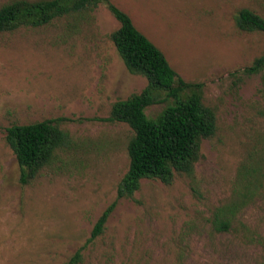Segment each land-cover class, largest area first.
Listing matches in <instances>:
<instances>
[{
	"label": "rangeland",
	"instance_id": "374dc122",
	"mask_svg": "<svg viewBox=\"0 0 264 264\" xmlns=\"http://www.w3.org/2000/svg\"><path fill=\"white\" fill-rule=\"evenodd\" d=\"M111 1L186 82L203 85L216 133L193 175L176 173L170 185L144 179L119 199L134 132L107 119L148 85L111 39L120 23L101 5L0 33V264H66L78 251L79 264H264V80L244 73L264 54V32L235 23L243 8L264 18V0ZM59 118L66 144L23 184L6 130ZM218 219L231 220L228 231L214 228Z\"/></svg>",
	"mask_w": 264,
	"mask_h": 264
},
{
	"label": "trees",
	"instance_id": "16d2710c",
	"mask_svg": "<svg viewBox=\"0 0 264 264\" xmlns=\"http://www.w3.org/2000/svg\"><path fill=\"white\" fill-rule=\"evenodd\" d=\"M106 7L120 23L111 39L128 70L144 76L147 87L112 106L110 123L126 124L134 135L127 149L130 165L118 187V198H132L144 179L173 183L176 173L191 176L201 157L202 142L217 130L213 108L203 99V85L186 82L170 65L165 54L133 23L131 17L111 0H12L0 6V33L20 28H41L74 16H91L99 6ZM243 32H264V18L248 8L235 18ZM261 74L264 80V54L244 70ZM165 104L156 116L147 111ZM63 119L29 125H13L6 130V141L21 168V182L31 183L50 166L68 136L60 127ZM112 204L99 218L91 241L101 236L115 208ZM231 220H213L214 228L228 231ZM78 251L66 264H79Z\"/></svg>",
	"mask_w": 264,
	"mask_h": 264
}]
</instances>
